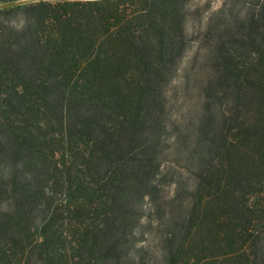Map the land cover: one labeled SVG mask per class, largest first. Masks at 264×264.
<instances>
[{
  "label": "trees",
  "instance_id": "1",
  "mask_svg": "<svg viewBox=\"0 0 264 264\" xmlns=\"http://www.w3.org/2000/svg\"><path fill=\"white\" fill-rule=\"evenodd\" d=\"M209 1L0 0V264L264 258V0ZM204 34L205 151L157 262L127 251L133 207L167 150V86Z\"/></svg>",
  "mask_w": 264,
  "mask_h": 264
},
{
  "label": "rangeland",
  "instance_id": "2",
  "mask_svg": "<svg viewBox=\"0 0 264 264\" xmlns=\"http://www.w3.org/2000/svg\"><path fill=\"white\" fill-rule=\"evenodd\" d=\"M197 1H201L203 6L207 0ZM224 1L210 0V10L222 8ZM254 3L256 0H238L237 6L244 5L241 10H246V6ZM222 10L223 15L228 12L224 8ZM191 19L192 23L195 17ZM220 19L214 18L213 23ZM188 29L191 32V24ZM206 37L208 35L204 34L201 44L193 43L187 49L177 73L167 86L168 102L159 131L163 136L162 140L167 139V150L162 154L147 186L139 190L142 198H138L133 207V237L130 236L127 251L157 262L166 250V238L180 230L182 219L188 212L194 173L197 172L201 164L199 158L205 151L201 144L203 135L199 132L202 123L200 93L204 81L212 73L211 62L207 57L209 46ZM225 102L224 99L215 101L211 107L217 111L221 103L223 106ZM218 116H215V127L219 124ZM259 244L264 257V234ZM259 264H264V258Z\"/></svg>",
  "mask_w": 264,
  "mask_h": 264
}]
</instances>
